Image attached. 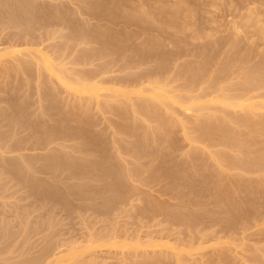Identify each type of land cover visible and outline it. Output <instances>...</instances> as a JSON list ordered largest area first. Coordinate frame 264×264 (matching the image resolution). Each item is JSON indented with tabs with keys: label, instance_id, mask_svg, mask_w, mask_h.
<instances>
[{
	"label": "rangeland",
	"instance_id": "obj_1",
	"mask_svg": "<svg viewBox=\"0 0 264 264\" xmlns=\"http://www.w3.org/2000/svg\"><path fill=\"white\" fill-rule=\"evenodd\" d=\"M171 1L0 0V145L7 140L13 149L0 148V264H264V168L257 174L264 162L228 169L238 153L221 142L217 120L228 112L247 119L232 129L253 144L254 161L264 158V130L254 132L264 111L210 102L221 92L239 95L242 73L258 63L256 53L262 57L264 0H189L186 8L196 13L191 24L177 21L181 34L163 24L172 20ZM139 8L154 21L146 11L148 24L133 22ZM196 68L198 80L190 74ZM154 80L168 99L149 101L155 112L143 116L133 106L139 90L155 92ZM63 157L71 161L60 166ZM224 209L234 212V223Z\"/></svg>",
	"mask_w": 264,
	"mask_h": 264
},
{
	"label": "bare ground",
	"instance_id": "obj_2",
	"mask_svg": "<svg viewBox=\"0 0 264 264\" xmlns=\"http://www.w3.org/2000/svg\"><path fill=\"white\" fill-rule=\"evenodd\" d=\"M27 1V0H26ZM117 1V0H116ZM130 1L132 2L131 4H130ZM138 1V0H137ZM147 0H139L138 2H136V0H125V4H129V5H148L147 4V2H146ZM154 1V0H153ZM156 1V0H155ZM168 1V0H167ZM195 1V0H194ZM205 1V0H204ZM203 1V2H204ZM211 1V0H210ZM217 1L218 0H216V3H217ZM221 1V0H220ZM248 1H251V0H248ZM254 1V3H256V0H252V2ZM83 2V1H82ZM85 2V1H84ZM120 2H122L123 3V5H125L124 4V2H123V0L121 1L120 0ZM120 2H118V3H120ZM139 2L141 3V4H139ZM161 2V1H160ZM164 2V1H163ZM162 2V3H163ZM206 2V1H205ZM214 2V1H213ZM212 2V3H213ZM219 2V1H218ZM21 3H22V1H21ZM20 3V4H21ZM25 3V2H24ZM29 3V2H28ZM118 3H116L115 2V5H121V4H118ZM133 3H135V4H133ZM156 3V2H155ZM170 3V2H169ZM168 3V4H169ZM193 3V2H192ZM207 3V2H206ZM209 0H208V6H209ZM229 3V2H228ZM238 3V2H237ZM247 3H251V2H247L246 1V4ZM261 3V2H260ZM6 4V3H5ZM158 3H156L155 5H157ZM194 4V3H193ZM193 4H191V5H193ZM231 4H232V2H231ZM245 4V3H244ZM245 4V5H246ZM252 4V3H251ZM259 4V3H258ZM263 4H264V2H263ZM11 5V4H10ZM93 5V4H92ZM166 5H167V2H166ZM184 5H186V6H184ZM187 5H190V1L189 0H172L171 1V4H170V6H171V8H170V6H169V11L168 10H165V11H168L169 12V14L171 15V21H170V23H168L167 22V20H166V23L167 24H169L168 26H166L167 24L166 23H163L164 24V26L166 27V28H170L171 26L172 27H176V24H177V21H178V23H179V21H184L183 23H185L186 22V19L187 20H189V21H187L186 23H190V20H191V14L192 15H194L196 12H195V10H194V12L195 13H193L192 12V10H189L188 8H186L187 7ZM199 5H202V4H199ZM214 5V4H213ZM216 5V4H215ZM214 5V6H215ZM218 5H219V3H218ZM233 5V4H232ZM234 5H237V4H234ZM239 5V4H238ZM255 5H257V4H255ZM260 5V4H259ZM16 6V5H15ZM206 6H207V4H206ZM207 6V7H208ZM217 6V5H216ZM94 7V6H93ZM195 7V6H194ZM210 7H213L212 5L210 6ZM218 7V6H217ZM7 8V7H6ZM105 8H107V7H105ZM118 8V7H117ZM214 8V7H213ZM2 9V8H1ZM109 9V8H108ZM123 9V8H122ZM170 9H171V11H170ZM193 9V8H192ZM206 9V8H205ZM211 9V8H210ZM217 8H215L214 10H216ZM14 10V9H13ZM32 10V9H31ZM105 10V9H104ZM125 10V9H124ZM134 10V9H133ZM138 10H140V8L139 9H137V11H136V9H135V11L136 12H138L136 15L137 16H141V17H139V19H138V17L137 16H135L134 15V17H133V13H132V20H133V22H134V19H135V21L137 20V21H139V22H142V23H147V22H149L148 21V17H150L151 15L148 13V11L147 10H145V9H143V10H145L144 12H142L143 10L141 9L140 10V12H142V13H140ZM11 11V10H10ZM109 11V10H108ZM146 11H147V13H148V17L146 16ZM150 11V10H149ZM165 11H163V13L165 12ZM205 11V13H207V12H209L210 10H204ZM207 11V12H206ZM249 11V10H248ZM247 11V12H248ZM250 11H254V10H250ZM1 12V14H2V11H0ZM6 12V11H5ZM20 12V11H19ZM31 12V11H30ZM112 12V11H111ZM119 12V11H118ZM160 12V11H159ZM199 12V11H198ZM10 13V12H9ZM115 13V12H114ZM120 13V12H119ZM161 13V12H160ZM166 13V12H165ZM209 13H211V12H209ZM25 14H28V13H25ZM108 14V13H107ZM124 14V13H123ZM139 14H141V15H139ZM158 14V13H157ZM168 14V13H167ZM208 14V13H207ZM248 14H249V12H248ZM9 15V14H8ZM11 15V14H10ZM9 15V16H10ZM116 15V14H115ZM159 15H161V14H159ZM158 15V16H159ZM198 15V14H197ZM206 15V14H205ZM250 15V14H249ZM252 15H253V13H252ZM251 15V16H252ZM35 16V15H34ZM58 16V15H57ZM250 16V17H251ZM13 17V16H12ZM20 17V16H19ZM25 17V16H24ZM27 17V16H26ZM26 17L24 18V19H26ZM59 17V16H58ZM57 17V18H58ZM137 19H136V18ZM157 17V16H156ZM160 17V16H159ZM158 17V18H159ZM194 17V16H193ZM196 17V16H195ZM27 18H29V17H27ZM31 18V17H30ZM40 18V17H39ZM140 18H141V20L143 19V21L144 20H146L145 22H143V21H141L140 20ZM151 18V17H150ZM198 18V17H197ZM197 18H195L194 20H196ZM204 18H205V16H204ZM248 18V17H247ZM13 19V18H12ZM11 19V20H12ZM37 19V18H36ZM64 19V18H63ZM152 20L151 21H154L153 20V18H151ZM180 19H182V20H180ZM185 19V20H184ZM202 19V18H201ZM200 19V20H201ZM252 19V18H251ZM8 20V19H7ZM150 20V19H149ZM163 20V19H162ZM170 20V19H169ZM247 21H248V19H246ZM253 20V19H252ZM53 21H55V20H53ZM150 21V22H151ZM158 21V20H157ZM197 21V20H196ZM207 21H209V20H207ZM246 21V22H247ZM251 21V20H250ZM28 22V20H26V23ZM31 22V21H30ZM39 22H40V20H39ZM45 22V21H44ZM56 22V21H55ZM62 22V21H61ZM165 22V21H164ZM195 22V21H194ZM198 22H199V18H198ZM204 22V21H203ZM211 22V21H210ZM256 22V21H255ZM7 23H8V21H7ZM19 23V22H18ZM17 23V24H18ZM25 23V22H24ZM25 23V27H27L28 25ZM43 23V22H42ZM154 23V22H153ZM185 23V24H186ZM197 23V22H196ZM212 23H214V22H212ZM245 23V22H244ZM248 23V22H247ZM256 23H258V22H256ZM262 23H264V22H262ZM20 24V23H19ZM138 24H140V23H138ZM148 24V23H147ZM147 24H145V25H147ZM149 24H152V22L151 23H149ZM162 24V25H163ZM184 24V25H185ZM191 24V23H190ZM199 24H200V22H199ZM202 24V23H201ZM211 24V23H210ZM249 24V23H248ZM27 25V26H26ZM29 25H31V24H29ZM37 25V24H36ZM35 25V26H36ZM42 25V24H41ZM55 25V24H54ZM60 25V24H59ZM142 25H144V24H142ZM182 25V24H181ZM193 25V24H192ZM208 25V24H207ZM245 25H246V23H245ZM256 25V24H255ZM258 25L259 24H257V27H258ZM141 26V25H140ZM148 26H150V25H148ZM190 26V25H189ZM200 26H203L204 27V25L202 24V25H200ZM263 26V25H262ZM261 26V27H262ZM62 27H64L63 25H62ZM151 27V26H150ZM164 27V28H165ZM171 27V28H172ZM192 27V26H191ZM190 27V28H191ZM210 27V26H209ZM245 27V26H244ZM17 28V27H16ZM19 28V27H18ZM30 28H31V26H30ZM163 28V29H164ZM193 28V27H192ZM206 28V27H205ZM235 30H236V28H235V26L233 27ZM231 29V30H234V29ZM256 28V27H255ZM263 28V27H262ZM172 29H175V31H176V33H178V32H180V31H183L182 30V28H180L178 25H177V27L176 28H172ZM183 29H184V27H183ZM196 29H198V28H196ZM200 29H202V28H200ZM238 29V28H237ZM257 29V28H256ZM31 30H33V29H31ZM162 30V29H161ZM166 30V29H165ZM164 30V31H165ZM192 30V29H191ZM194 30H195V28H194ZM206 30V29H205ZM204 30V31H205ZM260 30V29H259ZM261 30H263V29H261ZM164 31L162 32L163 34H164ZM173 31V30H172ZM189 31V30H188ZM197 31V30H196ZM201 31V30H200ZM213 31V30H212ZM237 31V30H236ZM174 32V31H173ZM191 32H193V31H191ZM190 32V33H191ZM202 32H203V30H202ZM215 32V31H214ZM161 33V32H160ZM175 33V32H174ZM193 33H195V32H193ZM192 33V34H193ZM204 33V32H203ZM234 33V32H233ZM232 33V34H233ZM236 33V32H235ZM234 33V34H235ZM178 34H181V33H178ZM201 34V35H200ZM200 34L199 33H197L195 36H196V38H199V39H201L202 38V40H203V37H202V33L200 32ZM205 34V33H204ZM215 34V33H214ZM263 34V33H262ZM104 35V34H103ZM177 35V34H176ZM208 35V34H207ZM98 36V35H97ZM189 36L191 37V34H189ZM194 35L192 36V37H195ZM209 36H211L210 38H212L213 36L212 35H209ZM234 36V35H233ZM237 36H239V35H237ZM101 37V36H100ZM104 37V36H103ZM158 37V36H157ZM181 37V36H180ZM189 37V38H190ZM207 37V36H206ZM230 37V36H229ZM235 38H236V36H234ZM261 39H263V36L261 35ZM69 38V37H68ZM112 38V37H111ZM151 38V37H150ZM161 38V37H160ZM177 38V37H176ZM184 38V37H183ZM208 38V37H207ZM216 38V37H215ZM233 38V37H232ZM231 37H230V40L232 39ZM101 39V38H100ZM178 39V38H177ZM259 39H260V36H259ZM72 40V39H71ZM96 40V39H95ZM181 40V39H180ZM196 40V39H195ZM201 40V41H202ZM216 40H217V38H216ZM226 40V39H225ZM234 40H236V39H233V41ZM69 41V40H68ZM67 41V42H68ZM155 42H156V44L155 45H157L158 44V42L156 41V40H154ZM191 41H194V39H192ZM197 41V40H196ZM205 41V40H204ZM218 41V40H217ZM222 41V40H221ZM239 41V40H238ZM235 42V43H240V42ZM150 42H151V40H150ZM176 42H177V40H176ZM186 42V41H185ZM206 42V41H205ZM210 42V41H209ZM262 42L264 43V40H262ZM95 43V42H94ZM118 43V42H117ZM160 43V42H159ZM197 43H198V41H197ZM201 43H203V42H201ZM232 43V42H231ZM230 43V41H229V44L230 45H232ZM234 43V44H235ZM114 44V43H113ZM147 44V43H146ZM174 44V43H173ZM179 44V43H178ZM145 44H143V46H144ZM153 45V44H152ZM151 45V47H153ZM160 44H158V46H159ZM176 45V44H175ZM186 45V44H185ZM208 45H211V43H209ZM220 45V44H219ZM147 46H148V44H147ZM150 46V45H149ZM148 46V47H149ZM179 46V45H178ZM191 46H193V43L191 44ZM212 46V45H211ZM215 46V45H214ZM226 46H228V45H226ZM247 46H249V45H247ZM246 46V47H247ZM146 47V46H145ZM157 47V46H156ZM179 47H181V43H180V46ZM198 47H199V45H198ZM201 47V46H200ZM204 47V46H203ZM202 47V48H203ZM206 47V46H205ZM209 47V46H208ZM216 47V46H215ZM252 47V46H251ZM251 47L249 46V48L251 49ZM264 47V46H263ZM106 48H108V46L106 47ZM106 48H105V50H106ZM125 48V47H124ZM193 48V47H192ZM218 48V47H217ZM220 48V47H219ZM252 48H254V47H252ZM102 49V48H101ZM144 49H147L148 50V48H144ZM180 49V48H179ZM178 49V50H179ZM191 49V48H190ZM197 49V48H196ZM200 49V48H199ZM204 49V48H203ZM210 49V48H209ZM208 49V50H209ZM243 49V48H242ZM247 49V48H246ZM264 49V48H263ZM104 50V49H103ZM109 50V49H108ZM182 50H183V48H182ZM194 50V49H193ZM198 50V49H197ZM214 50V49H213ZM218 50V49H217ZM247 50H249V49H247ZM246 50V51H247ZM254 50V49H253ZM21 51V50H20ZM19 51V52H20ZM22 51H25V50H22ZM143 51V50H142ZM145 51V50H144ZM158 51V50H157ZM204 51V52H203ZM202 51V53L204 54L205 53V50H203ZM244 51V50H243ZM251 50H249V52H250ZM255 51V50H254ZM262 51H264V50H262ZM38 52V51H37ZM104 52V51H103ZM114 52V51H113ZM186 52V51H185ZM194 52V51H193ZM193 52H191V53H193ZM248 51H247V54L249 53ZM256 52V51H255ZM258 52V51H257ZM21 54H22V52H20ZM24 53H26V52H24ZM119 53V52H118ZM175 53H177V52H175ZM225 53V52H224ZM246 53V52H245ZM254 53V52H253ZM253 53H251V54H253ZM259 53H261V52H259ZM264 53V52H263ZM263 53H261L262 54V57L260 58V56L261 55H259L258 53H256V59L257 58H259V61H258V63L257 62H255V60H254V62L255 63H253L254 64V66H252V67H250V69L248 68V70H246L244 73H242V75H241V81L239 82L240 83V85L242 86V89H241V92H240V94L239 95H237V96H231V97H226V95L225 96H223V93L221 92V95H218V96H214L215 98L213 99V100H211L210 102H212V103H216V104H220V106L221 105H223L224 106V108H226L227 107V109H229L230 111H232V110H234V109H239L241 112L243 111V112H245V111H251L252 109H254V110H263L264 111V101L263 102H260L259 104H250V103H248V101L249 100H252V99H254V98H261V99H264V92L263 93H261L260 92V94H258L259 93V91H262V90H264V56H263ZM20 54V55H21ZM28 54V53H27ZM34 54V53H33ZM88 54V53H87ZM144 54V53H143ZM146 54V53H145ZM188 54V53H187ZM195 54V53H194ZM259 56H258V55ZM93 55V54H92ZM153 55H155V54H153ZM179 55H180V53H179ZM178 55V56H179ZM186 55V54H185ZM190 55V54H189ZM210 55V54H209ZM215 55H216V51H215ZM24 56H26V55H24ZM29 56H30V54H29ZM37 55L35 54V57H36ZM40 56V55H39ZM208 56V55H207ZM221 56V55H220ZM253 56H254V54H253ZM254 56V57H255ZM38 57V56H37ZM41 57V56H40ZM40 57H39V59H40ZM82 57V56H81ZM84 57H85V55H84ZM88 57V56H87ZM95 57V56H94ZM97 57V56H96ZM102 57V56H101ZM176 57V56H175ZM252 57V56H251ZM25 58V57H24ZM144 58H145V55H144ZM160 58V57H159ZM98 59V58H97ZM123 59V58H122ZM207 59V58H206ZM206 59H204V63H207L208 62V59L206 60ZM236 60H238L237 58H235ZM235 59L233 60V62H235ZM261 59V60H260ZM33 60H38L37 58L36 59H33ZM82 60V59H81ZM121 60V59H120ZM144 60V59H143ZM203 60V59H202ZM244 60V59H243ZM80 60L78 59V62H79ZM162 61V60H161ZM228 61V60H227ZM230 61V60H229ZM228 61V62H229ZM36 62V61H35ZM46 62V61H45ZM128 62V61H127ZM130 62V61H129ZM242 62V61H241ZM240 62V63H241ZM245 62V64H246V61H244ZM38 63V62H37ZM47 63V62H46ZM83 63H85V62H83ZM87 63V62H86ZM131 63V62H130ZM227 63V62H226ZM239 63V62H238ZM257 63V64H256ZM105 64V63H104ZM103 64V65H104ZM109 64V63H108ZM158 64V63H157ZM160 64V63H159ZM242 64V63H241ZM256 64V65H255ZM34 65V64H33ZM53 65V64H52ZM51 65V66H52ZM74 65V64H73ZM126 65H128V64H126ZM231 65V64H230ZM247 65L248 64H246V67H247ZM41 66H43L42 64H41ZM108 66V65H107ZM106 66V67H107ZM160 66V65H159ZM229 66V65H228ZM232 66V65H231ZM244 66V65H243ZM23 67V66H22ZM35 67V66H34ZM38 67V66H37ZM122 67V66H121ZM125 67V66H124ZM224 67V66H223ZM245 67V68H246ZM25 68V67H24ZM109 68V67H108ZM107 68V69H108ZM198 68V67H197ZM192 69V72L190 73V74H192L191 75V78L193 79H197L198 80V72L201 70V69ZM227 68V67H226ZM235 68V67H234ZM243 68V67H242ZM23 69V68H22ZM21 69V70H22ZM43 69V68H42ZM46 69V68H45ZM187 69V68H186ZM224 69V68H223ZM247 69V68H246ZM17 70H18V68H17ZM65 70V69H64ZM74 70H75V68H74ZM240 70V69H239ZM26 71V70H25ZM24 71V72H25ZM46 71V70H45ZM47 71H48V69H47ZM46 71V72H47ZM103 71V70H102ZM204 71H206V70H204ZM203 71V72H204ZM19 72V71H18ZM29 72V71H28ZM64 72V71H63ZM201 72V71H200ZM202 72V73H203ZM26 73V72H25ZM48 73V72H47ZM100 73V72H99ZM106 73H109V72H106ZM110 73H111V71H110ZM211 73H213V72H211ZM60 74V73H59ZM91 74V73H90ZM210 74V73H209ZM209 74L207 73V78L208 77H210L209 76ZM240 74V73H239ZM58 75V74H57ZM64 75V74H63ZM76 75V74H75ZM81 75V74H80ZM141 75V74H140ZM139 75V76H140ZM189 75V74H188ZM203 74H201V78L203 77L202 76ZM236 75H237V73H236ZM137 76V75H136ZM176 76V75H175ZM190 76V75H189ZM68 77V76H67ZM88 77V76H87ZM90 77V76H89ZM143 77V76H142ZM148 77V76H147ZM186 77V76H185ZM206 77V76H205ZM39 78H41V77H39ZM135 78V77H134ZM141 78V77H140ZM204 78V77H203ZM231 78V77H230ZM61 79L62 80H65V77H64V79L61 77ZM71 79V76H70V78H69V80ZM73 79V78H72ZM136 79V78H135ZM142 79V78H141ZM199 79H200V77H199ZM238 79H239V77H238ZM79 80H80V78H79ZM83 80H85V78L83 79ZM119 80V79H118ZM124 80V79H123ZM140 80V79H139ZM202 80V79H201ZM205 80V79H204ZM204 80H202L204 83H205V81ZM207 80V79H206ZM209 80H210V78H209ZM229 80V79H228ZM66 81V80H65ZM78 81V80H77ZM76 81V82H77ZM114 81V80H113ZM168 81H170V80H168ZM200 81V80H199ZM208 81V80H207ZM220 81V80H219ZM63 82V81H62ZM117 82V81H116ZM121 82V81H120ZM140 82H141V80H140ZM144 81H142L141 83H143ZM154 82H156L155 84L153 83V86H155L154 87V89H155V92L154 93H151V94H147V92H146V94H143L141 91H143L142 89H141V91L139 90V92H140V94L142 95V100H137L138 102H137V104H136V106H133V107H135L136 108V110H137V112L138 113H141L143 116L144 115H148V116H150V113H154L155 112V108H151V105L149 104L150 102L149 101H151V100H157V101H159V102H163V101H166V98H167V96H165V94L164 93H161L162 92V84L161 83H158L157 81H155L154 80ZM172 82V81H171ZM193 82V81H192ZM191 82V83H192ZM209 82V81H208ZM71 83V81L69 82V84ZM74 83V82H73ZM86 83H87V81H86ZM85 83V84H86ZM89 83H92V82H89ZM124 83V82H123ZM123 83H121V84H123ZM130 83V82H129ZM129 83H128V86H129ZM158 83V84H157ZM200 83V82H199ZM203 83V84H204ZM222 83V82H221ZM75 84V83H74ZM74 84H70V85H74ZM95 84V83H94ZM125 84V83H124ZM139 84V83H138ZM198 84V83H197ZM201 84V83H200ZM238 84V83H237ZM76 85V84H75ZM84 85V84H83ZM163 85H165V84H163ZM218 85H219V83H218ZM65 86V85H64ZM86 86H90L89 84L88 85H86ZM126 86V85H125ZM131 86H132V84H131ZM196 86V85H195ZM224 86V85H223ZM68 87V86H67ZM92 87V86H91ZM134 87V86H133ZM141 87V86H140ZM190 87V86H189ZM96 88V87H95ZM153 88V87H152ZM164 88V87H163ZM201 88V87H200ZM91 89V88H90ZM150 89H151V87H150ZM223 89V88H222ZM231 89V88H230ZM84 90V89H83ZM91 90H95L94 88L93 89H91ZM145 90V89H144ZM153 90V89H152ZM234 90V89H233ZM70 91V90H69ZM72 91V90H71ZM86 91V90H85ZM151 91V90H150ZM149 91V92H150ZM182 91H184V90H182ZM221 91V90H220ZM225 91V90H224ZM126 92V91H125ZM133 92V91H132ZM148 92V93H149ZM164 92V91H163ZM167 92V91H166ZM189 93H190V91H188ZM206 92H208L207 90H206ZM254 92H258L257 94H253L252 95V93H254ZM83 93V92H82ZM122 93H124L123 92V90H122ZM135 93V92H134ZM209 93H211V91H209ZM208 93V94H209ZM81 94V93H80ZM117 94V93H116ZM119 94H121L120 92H119ZM199 94V93H198ZM206 94V93H205ZM207 94V95H208ZM139 95V94H138ZM140 95V96H141ZM190 95V94H189ZM117 96V95H116ZM119 96H121V95H119ZM123 96H124V94H123ZM139 96V97H140ZM205 96V95H204ZM186 97V96H185ZM206 97V96H205ZM204 97V98H205ZM125 98V97H124ZM141 98H139V99H141ZM195 98V97H194ZM208 98V97H207ZM113 99H114V97H113ZM126 99V98H125ZM138 99V98H137ZM168 99V98H167ZM175 101H178V102H180V103H183V102H181L179 99H176V98H173ZM198 99V98H197ZM136 100V99H135ZM170 100V99H169ZM129 101V100H128ZM109 102V101H108ZM124 102H125V100H124ZM131 102H133V101H131ZM101 103V102H100ZM134 103V102H133ZM164 103V102H163ZM131 104V103H130ZM151 104H152V102H151ZM169 104V103H168ZM161 105V104H160ZM19 106V105H18ZM100 106V105H99ZM123 106V105H122ZM153 106V105H152ZM10 107V106H9ZM124 107V106H123ZM154 107V106H153ZM156 107V106H155ZM44 108V107H43ZM131 108H132V106H131ZM10 109V108H9ZM12 110V109H11ZM18 110V109H17ZM133 110H134V108H133ZM156 110H157V108H156ZM171 110V109H170ZM3 111V110H2ZM188 111V110H187ZM17 112V111H16ZM20 112V111H19ZM185 113H186V111H184ZM5 113V112H4ZM135 113H136V111H135ZM189 113V112H188ZM17 114V113H16ZM21 116V115H20ZM161 116V115H160ZM142 117V116H141ZM22 118V117H21ZM129 118V117H128ZM145 118V117H144ZM11 119H12V117H11ZM11 119H8V123L7 124H9V120H11ZM17 119V118H16ZM40 119V118H39ZM169 119V118H168ZM14 120V119H13ZM170 120V119H169ZM172 120V119H171ZM218 120V122H220V126H218V130H219V132H220V138H221V142H223V145L226 147V148H228V149H230V150H232V151H236L237 153H238V156L237 157H234V158H232L231 160H230V162H229V165L227 166V168L228 169H242V170H244V171H246V170H248L247 169V167H249L251 164H256V163H259V164H263V160H264V158L260 155V156H258V157H256V159L254 160V161H249L248 160V156L250 155V154H252V153H255V151L253 150V144L252 143H250V144H248L247 143V141H242L241 140V137H243V133H241V132H233V129H232V127L234 126H237V127H245L244 125V123L247 121V119L245 118V117H237V116H235V115H233V114H231V113H226L225 114V117H223V118H221V119H217ZM12 121V120H11ZM4 121H2V123H3ZM18 122V121H17ZM26 122V121H25ZM60 122V121H59ZM126 122V121H125ZM13 123V122H12ZM14 123H15V121H14ZM27 123V122H26ZM56 123V122H55ZM172 123V122H171ZM171 123H169V124H171ZM1 124V123H0ZM57 124V123H56ZM158 124V123H157ZM177 124V123H176ZM48 125V124H47ZM125 125V124H124ZM126 125H128V124H126ZM139 125V124H138ZM161 125V124H160ZM171 125H175V123L173 124H171ZM242 125V126H241ZM2 126V125H1ZM3 126H6V125H3ZM11 126V125H10ZM35 126V125H34ZM37 126H38V124H37ZM59 126V125H58ZM135 126V125H134ZM156 126V125H155ZM133 127V126H132ZM136 127V126H135ZM174 127V126H173ZM175 127H176V125H175ZM25 128V127H24ZM23 128V129H24ZM41 128V127H40ZM45 128V127H44ZM58 128V127H57ZM56 128V129H57ZM134 128V127H133ZM156 128V127H155ZM30 129V128H29ZM53 129V128H52ZM63 129V128H62ZM157 129V128H156ZM9 130V129H8ZM11 130V129H10ZM51 130V129H50ZM61 130V129H60ZM75 130V129H74ZM117 130V129H116ZM184 130H186V129H184ZM203 130V129H202ZM264 130V125H261L260 124V126H258L255 130H254V132L257 134H259V133H261L262 131ZM37 131V130H36ZM53 131V130H52ZM157 131L159 132V131H162L161 133L164 135V133L166 132V131H168L167 130V128H166V126L164 125V124H162L161 126H159L158 127V129H157ZM165 131V132H164ZM197 131V130H196ZM200 131V130H199ZM10 132V131H9ZM14 132H15V129H14ZM47 132V131H46ZM63 132V131H62ZM198 132V131H197ZM6 133V132H5ZM4 133V134H5ZM11 133V132H10ZM50 133V132H49ZM155 133V132H154ZM185 133V132H184ZM200 133V132H199ZM251 133H252V131H251ZM72 134V133H71ZM187 134V133H186ZM1 135V134H0ZM11 135V134H10ZM12 135H13V133H12ZM50 135H52V134H50ZM163 135H161L160 137L161 138H163L162 136ZM202 135V134H201ZM213 135V134H212ZM8 136H9V134H8ZM7 136V133H6V137H8ZM14 136V135H13ZM204 136H205V134H204ZM4 137V136H3ZM2 137V138H3ZM5 137V138H6ZM11 137V136H10ZM47 137H48V135H47ZM51 137V136H50ZM64 137V136H63ZM62 137V138H63ZM74 137V136H73ZM81 137V136H80ZM165 137V136H164ZM2 138H0V140L2 139ZM69 138V137H68ZM38 139V138H37ZM67 139V138H66ZM87 139H88V137H87ZM45 140H47V139H45ZM44 140V141H45ZM62 140V139H61ZM250 140H252V138L250 139ZM8 141H10V142H12L11 140H8ZM39 141H40V139H39ZM3 142H5V141H3ZM91 142L93 143V141L91 140ZM16 143H19V142H16ZM27 143V142H26ZM49 143V145H50V142H48ZM98 143V142H97ZM7 144V140H6V143L4 144H2L1 143V145H3L4 147L6 146L7 147V149L9 148V149H11L10 147H11V145H12V143H11V145H6ZM23 144H25L24 142H23ZM32 144V143H31ZM36 144V143H35ZM252 144V145H251ZM0 145V146H1ZM96 144H94V146H95ZM19 146H21V144L19 145ZM33 146V145H32ZM78 146V145H77ZM91 146V145H90ZM119 146V145H118ZM5 147V148H6ZM13 147H15V145H13ZM12 147V148H13ZM31 147V146H30ZM81 147V146H80ZM1 149H3V147L1 146L0 147ZM20 148V147H19ZM79 148V147H78ZM82 148V147H81ZM94 148V147H93ZM18 149V148H17ZM76 149V148H75ZM97 149V148H96ZM159 149V148H158ZM12 151H13V149H11ZM10 150V151H11ZM72 150H74V149H72ZM71 150V151H72ZM95 150V149H94ZM157 150V149H156ZM161 150V149H160ZM3 151V150H2ZM98 151V150H97ZM76 152V151H75ZM100 152V151H99ZM10 153V152H9ZM62 153V152H61ZM78 153V152H77ZM82 153H83V151H82ZM81 153V154H82ZM103 154V153H102ZM105 154V153H104ZM65 156H67V155H65ZM84 156V155H83ZM85 157V156H84ZM60 158V157H59ZM64 159V161L62 162V157H61V162L59 163V165L60 166H64L65 164H68V162L69 161H71V160H69L70 159V157H63ZM65 158H69L68 160H65ZM56 159V158H55ZM72 159V158H71ZM74 159V158H73ZM216 159L219 161V163H222L223 162V160H225L224 158H223V155H219L218 157H216ZM31 160V159H30ZM57 160V159H56ZM25 161V160H24ZM27 162V161H26ZM28 162H29V160H28ZM27 162V163H28ZM47 162V161H46ZM89 162H90V160H89ZM4 164L6 163V161L5 162H3ZM13 163V162H12ZM54 163H55V161H54ZM57 164V163H56ZM63 164V165H62ZM78 164V163H77ZM90 164V163H89ZM96 164V163H95ZM116 164V163H115ZM51 164H48V170H49V166H50ZM86 165V164H85ZM117 165V164H116ZM47 166V165H46ZM91 166H93V164L91 165ZM31 167V166H30ZM29 168V167H28ZM28 168H26V169H28ZM57 168V167H56ZM81 168H82V166H81ZM88 168H90V167H88ZM99 168V167H98ZM109 168V167H108ZM137 168V167H136ZM154 168V167H153ZM262 168H264V167H260V169L259 170H257V174H259L260 175V173H258V172H263V170H261ZM21 169V168H20ZM32 169V168H31ZM50 169H52L51 167H50ZM54 169H55V167H54ZM60 170L62 169L61 167L59 168ZM91 169V168H90ZM146 169V168H145ZM149 169V168H148ZM56 170H58V168L56 169ZM63 170V169H62ZM61 170V171H62ZM140 170V169H139ZM52 171V170H51ZM59 171V170H58ZM79 171V170H78ZM90 171V170H89ZM120 171V170H119ZM255 171V170H254ZM29 172V171H28ZM27 172V173H28ZM57 172V171H56ZM63 172V171H62ZM91 172V171H90ZM117 172V171H116ZM129 172H132V171H129ZM139 172V171H138ZM21 173V172H20ZM79 173V172H78ZM110 173V172H109ZM108 173V174H109ZM112 173V172H111ZM114 173V172H113ZM117 173H119V172H117ZM122 173H124V172H122ZM133 173L134 174H136L137 172H135V171H133ZM132 173V174H133ZM140 173V172H139ZM95 174H97V173H95ZM133 174V175H134ZM256 174V175H257ZM82 176L84 175L83 173L81 174ZM92 175V174H91ZM101 174H99V176H100ZM110 175V174H109ZM115 175V174H114ZM128 175H129V173H128ZM137 176H138V174H136ZM140 175V174H139ZM23 176H24V174H23ZM86 176V175H85ZM94 176H96V177H98L97 175H94ZM141 176V175H140ZM96 177H95V179H96ZM103 177V176H102ZM109 177V176H108ZM135 177V176H134ZM93 178V177H92ZM99 178V177H98ZM258 178H259V176H258ZM24 179V178H23ZM92 180V179H91ZM138 180V179H137ZM142 180V179H141ZM259 180V179H258ZM257 180V181H258ZM101 181V180H100ZM37 182V181H36ZM235 183H238V181H235ZM258 183V182H257ZM29 184H30V182H29ZM260 184L264 187V179H261V181H260ZM192 186V185H191ZM238 187V186H237ZM36 188V187H35ZM46 188V187H45ZM32 189H34V188H32ZM121 190V189H120ZM83 191V190H82ZM254 193V192H253ZM52 194V193H51ZM55 194V191H54V193L52 194V195H54ZM57 194V193H56ZM44 195V194H43ZM59 195V194H58ZM58 195H56V196H58ZM112 195H113V193H112ZM46 195H44L43 197H45ZM91 195H89V197H90ZM115 196V195H114ZM43 197H40L41 199L43 198ZM47 197H48V195H47ZM46 197V198H47ZM62 197V196H61ZM49 198H50V196H49ZM108 198H109V196H108ZM107 198V199H108ZM116 199V198H115ZM219 199H220V201H224L225 202V200L222 198V197H219ZM53 200V199H52ZM55 200V199H54ZM58 200V199H57ZM110 200V199H109ZM117 201V200H116ZM109 202V201H108ZM110 202H112V200L110 201ZM189 202V201H188ZM202 202V201H201ZM104 203V202H103ZM118 203V202H117ZM114 204V203H113ZM194 204V203H193ZM199 204V203H198ZM175 208V207H174ZM178 208V207H177ZM182 208H183V206H182ZM179 209V208H178ZM201 209V208H200ZM174 210V209H173ZM166 211V210H165ZM210 211H212V210H210ZM224 212V214L226 213L227 215H229V223H234L235 222V217H234V212L233 211H231V210H228V209H224L223 210ZM198 212V211H197ZM248 212V211H247ZM262 213V212H261ZM175 214V213H174ZM195 214V213H194ZM250 215V214H249ZM200 217V216H199ZM202 217V216H201ZM197 218V217H196ZM181 219V218H180ZM179 219V220H180ZM199 219V218H198ZM197 219V220H198ZM178 220V219H177ZM176 220V221H177ZM182 220V219H181ZM178 222V221H177ZM176 222V223H177ZM179 223V222H178ZM219 225V224H218ZM193 227V226H192ZM259 248H262V247H259ZM262 250H264L263 248H262ZM259 252H261L260 251V249H259ZM262 253H263V255H264V251H262ZM259 254V253H258ZM257 258V257H256ZM262 259H263V257H261ZM264 260V259H263ZM261 261V260H260ZM226 263V262H225ZM262 262H260V264H261ZM258 264V263H257ZM263 264V263H262Z\"/></svg>",
	"mask_w": 264,
	"mask_h": 264
}]
</instances>
